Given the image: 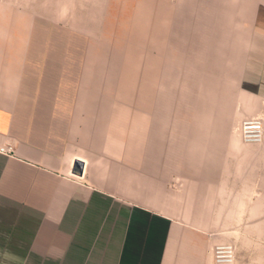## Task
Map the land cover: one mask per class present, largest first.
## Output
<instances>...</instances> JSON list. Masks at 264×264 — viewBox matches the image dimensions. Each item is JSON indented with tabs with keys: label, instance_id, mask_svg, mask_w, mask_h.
Masks as SVG:
<instances>
[{
	"label": "crops",
	"instance_id": "crops-1",
	"mask_svg": "<svg viewBox=\"0 0 264 264\" xmlns=\"http://www.w3.org/2000/svg\"><path fill=\"white\" fill-rule=\"evenodd\" d=\"M230 2L173 9L166 34L157 35V59L161 39L162 61L171 63L163 73L162 113L172 124L185 106L207 108L212 100L221 116H264V6ZM183 65L187 86L177 80ZM35 92L0 79V146H11L0 152V264H214L206 215L180 201L149 199L142 165L133 168L101 149L83 106L20 100V93ZM227 136L235 142V166L219 172L235 174V204H258L264 138L240 144ZM76 159L84 161L83 175L73 173ZM227 185L221 179L224 206Z\"/></svg>",
	"mask_w": 264,
	"mask_h": 264
},
{
	"label": "rangeland",
	"instance_id": "rangeland-1",
	"mask_svg": "<svg viewBox=\"0 0 264 264\" xmlns=\"http://www.w3.org/2000/svg\"><path fill=\"white\" fill-rule=\"evenodd\" d=\"M211 1L0 0V79L36 91L20 93V100L83 106L85 123L93 120L100 148L120 154V162L133 168L142 165L149 199L180 201L185 210L206 215L213 248L232 244L235 264H264V185H257L258 204L245 199L235 204V174L219 172L235 166V142L226 141V135L242 144L240 125L251 114L221 116L213 100L207 108L185 106L175 124L162 113L163 73L171 69L162 61V34L173 9ZM238 5L255 9L264 0H238ZM185 65L177 73L179 86H187ZM188 100L187 94L180 95L182 103ZM226 118L230 124H224ZM259 166L263 169L264 162ZM221 179H227V206L220 203L225 201Z\"/></svg>",
	"mask_w": 264,
	"mask_h": 264
},
{
	"label": "built area",
	"instance_id": "built-area-1",
	"mask_svg": "<svg viewBox=\"0 0 264 264\" xmlns=\"http://www.w3.org/2000/svg\"><path fill=\"white\" fill-rule=\"evenodd\" d=\"M241 139L244 143H260L264 138V118L261 115L249 116L240 125ZM0 151L10 153V145H1ZM214 264H235L236 251L229 242L217 243L213 248Z\"/></svg>",
	"mask_w": 264,
	"mask_h": 264
},
{
	"label": "water",
	"instance_id": "water-1",
	"mask_svg": "<svg viewBox=\"0 0 264 264\" xmlns=\"http://www.w3.org/2000/svg\"><path fill=\"white\" fill-rule=\"evenodd\" d=\"M84 161L81 159H76L73 165V173L78 175H83Z\"/></svg>",
	"mask_w": 264,
	"mask_h": 264
},
{
	"label": "bare ground",
	"instance_id": "bare-ground-1",
	"mask_svg": "<svg viewBox=\"0 0 264 264\" xmlns=\"http://www.w3.org/2000/svg\"><path fill=\"white\" fill-rule=\"evenodd\" d=\"M262 116V118H264V116L263 115H261ZM1 152V151H0Z\"/></svg>",
	"mask_w": 264,
	"mask_h": 264
}]
</instances>
